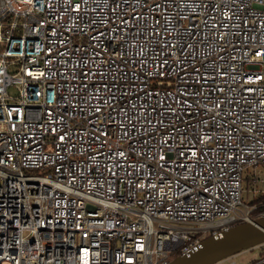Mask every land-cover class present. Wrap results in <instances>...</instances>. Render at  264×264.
<instances>
[{"label": "built area", "instance_id": "built-area-1", "mask_svg": "<svg viewBox=\"0 0 264 264\" xmlns=\"http://www.w3.org/2000/svg\"><path fill=\"white\" fill-rule=\"evenodd\" d=\"M259 168L264 0H0V264H169Z\"/></svg>", "mask_w": 264, "mask_h": 264}, {"label": "water", "instance_id": "water-1", "mask_svg": "<svg viewBox=\"0 0 264 264\" xmlns=\"http://www.w3.org/2000/svg\"><path fill=\"white\" fill-rule=\"evenodd\" d=\"M264 243V218L234 226L219 236L204 239L195 250L169 264H218Z\"/></svg>", "mask_w": 264, "mask_h": 264}, {"label": "rangeland", "instance_id": "rangeland-1", "mask_svg": "<svg viewBox=\"0 0 264 264\" xmlns=\"http://www.w3.org/2000/svg\"><path fill=\"white\" fill-rule=\"evenodd\" d=\"M258 171L261 172L262 174L264 173L263 168H259ZM248 172L250 173L251 170ZM245 176L246 175H244V177ZM242 187H243L244 191L242 193L241 200H242V204L246 206L249 203H251L255 199V197H257V194L253 195L251 193L253 186L251 185V183L249 182L248 179L243 180V186ZM240 208L242 209L243 206H240ZM261 257H262L261 249L255 247L253 249L244 251L240 254H237L233 257H230V258H228V259H226V260H224L218 264H232V263H235V264H253L256 261H258Z\"/></svg>", "mask_w": 264, "mask_h": 264}, {"label": "trees", "instance_id": "trees-1", "mask_svg": "<svg viewBox=\"0 0 264 264\" xmlns=\"http://www.w3.org/2000/svg\"><path fill=\"white\" fill-rule=\"evenodd\" d=\"M256 204H263L264 203V193L258 194L257 197L251 202Z\"/></svg>", "mask_w": 264, "mask_h": 264}]
</instances>
